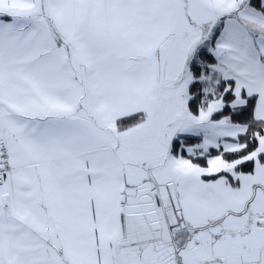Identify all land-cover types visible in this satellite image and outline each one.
Wrapping results in <instances>:
<instances>
[{
    "label": "snow or ice",
    "instance_id": "1",
    "mask_svg": "<svg viewBox=\"0 0 264 264\" xmlns=\"http://www.w3.org/2000/svg\"><path fill=\"white\" fill-rule=\"evenodd\" d=\"M0 264H264V0H0Z\"/></svg>",
    "mask_w": 264,
    "mask_h": 264
}]
</instances>
